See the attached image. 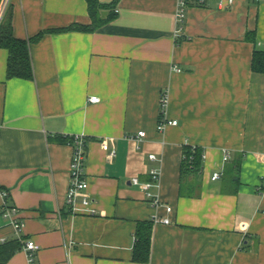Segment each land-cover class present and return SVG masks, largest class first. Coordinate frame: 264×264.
I'll return each mask as SVG.
<instances>
[{
    "label": "crops",
    "instance_id": "crops-1",
    "mask_svg": "<svg viewBox=\"0 0 264 264\" xmlns=\"http://www.w3.org/2000/svg\"><path fill=\"white\" fill-rule=\"evenodd\" d=\"M98 1L114 2L104 25L29 43L32 78L8 77L0 46V189L23 223L16 232L0 215V248L20 244L4 264H28L27 240L40 264H264V72L250 61L264 50V0H187L179 36L177 0ZM5 9L20 39L91 21L86 0H8ZM162 94L177 122L158 130ZM80 133L87 203L72 207L67 137ZM186 146L201 149L199 171L181 170ZM151 169L158 206L142 190ZM143 221L144 262L133 259Z\"/></svg>",
    "mask_w": 264,
    "mask_h": 264
},
{
    "label": "trees",
    "instance_id": "trees-1",
    "mask_svg": "<svg viewBox=\"0 0 264 264\" xmlns=\"http://www.w3.org/2000/svg\"><path fill=\"white\" fill-rule=\"evenodd\" d=\"M87 9L90 16L89 24L71 23L64 27L49 28L38 32L28 39L16 38L12 34L11 18L5 9L0 18V46L8 51L6 74L8 77L32 78V66L29 55V43L41 38L47 32H63L69 30L92 31L100 25L110 21L116 16L114 2L101 4L98 0H86ZM251 37V36H250ZM252 38V37H251ZM251 70L254 72H264V50L255 49L251 57ZM70 137H67V140ZM201 149L186 146L182 152L181 170L199 171L201 167ZM239 162L236 164L238 168ZM151 223L140 222L136 231V241L133 249V259L136 261H147L150 247ZM20 244L16 241L0 248V264H4L14 250Z\"/></svg>",
    "mask_w": 264,
    "mask_h": 264
},
{
    "label": "built area",
    "instance_id": "built-area-1",
    "mask_svg": "<svg viewBox=\"0 0 264 264\" xmlns=\"http://www.w3.org/2000/svg\"><path fill=\"white\" fill-rule=\"evenodd\" d=\"M8 0H3L1 7H0V18L4 12V9L6 7ZM205 0H195V2L199 4H203ZM255 2L260 1V0H253ZM233 2V0H218V3L220 5H223L226 3L227 5H230ZM186 7H187V0H177V8L175 11V22H176V28H175V35L179 36L181 31L183 30L182 28V22L185 18L186 13ZM88 101L90 102H97L99 101V97L92 95L88 97ZM167 103V97L166 94H162L160 98V113H159V118L157 122V129L162 130L166 125L168 124H176V120L174 119H168L164 115L165 107ZM137 137H143L145 135L144 130H139L137 131ZM69 143L72 146V153H71V158L69 162V185L67 187L66 191V203L69 204L70 206H74L76 204V200L81 197V202L86 204L87 203V198H86V190L88 186L87 179L85 177L84 173V161H85V147H86V140L84 138L83 134H74L70 136ZM108 145L107 143H102V148L107 149ZM229 157V154L224 151L223 154V161H226ZM148 158L151 160L156 159V155L154 153H149ZM151 175V181H146L142 183V190L145 192V196L151 200V204L154 206H158L160 204V201L158 197L153 194L150 191V187L157 185L159 182V171L157 169H151L149 171ZM220 176L219 171H214L212 173V178L211 179H217ZM131 181L135 184L139 183V180L137 177H132ZM7 197H8V192L5 189H0V215H2L9 224L12 225L14 230L16 232H19L22 230L23 223L22 221L19 220L18 218V211L17 207L14 205H8L7 203ZM166 210L170 211L171 206H166ZM154 221L162 222V223H168L170 220L167 217L163 218H157L154 217ZM22 249L26 252L27 255V261L28 264H40L36 259H35V251L37 250L36 244L32 240H27L23 242L22 244Z\"/></svg>",
    "mask_w": 264,
    "mask_h": 264
},
{
    "label": "rangeland",
    "instance_id": "rangeland-1",
    "mask_svg": "<svg viewBox=\"0 0 264 264\" xmlns=\"http://www.w3.org/2000/svg\"><path fill=\"white\" fill-rule=\"evenodd\" d=\"M2 2H3V0H0V7H1Z\"/></svg>",
    "mask_w": 264,
    "mask_h": 264
}]
</instances>
